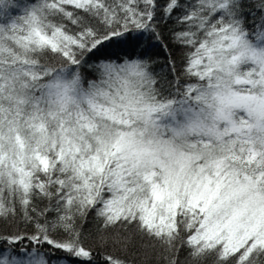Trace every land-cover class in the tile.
Returning <instances> with one entry per match:
<instances>
[{
	"label": "snow or ice",
	"instance_id": "1",
	"mask_svg": "<svg viewBox=\"0 0 264 264\" xmlns=\"http://www.w3.org/2000/svg\"><path fill=\"white\" fill-rule=\"evenodd\" d=\"M0 225V264H264V0H0Z\"/></svg>",
	"mask_w": 264,
	"mask_h": 264
},
{
	"label": "trees",
	"instance_id": "2",
	"mask_svg": "<svg viewBox=\"0 0 264 264\" xmlns=\"http://www.w3.org/2000/svg\"><path fill=\"white\" fill-rule=\"evenodd\" d=\"M258 2V0H252V4L253 7L255 6V3ZM160 4L164 3V0H159ZM174 27V25L172 24V22H169L168 24H161L160 25V33L161 36L163 37V43L167 44L168 47V51L172 53L173 57L177 59V61H179L182 53L180 50H178L176 48V46L172 43L171 41V36H170V31L171 29ZM145 43H149V41L146 38ZM154 43V41H153ZM152 52L155 56H157L159 58L160 61H165L166 56L168 55L167 52H165V50L159 46H156L152 49ZM8 226L5 225H0V231L2 230H6ZM109 251L113 254V255H125V253H123L119 248L117 247H112L109 249ZM58 256H63V253H57ZM127 257L129 260L133 261L134 264H151V260L149 261H145V258L140 255L138 252H135L133 250H129V252L127 253ZM67 261L61 260L59 261V264H65Z\"/></svg>",
	"mask_w": 264,
	"mask_h": 264
},
{
	"label": "rangeland",
	"instance_id": "3",
	"mask_svg": "<svg viewBox=\"0 0 264 264\" xmlns=\"http://www.w3.org/2000/svg\"><path fill=\"white\" fill-rule=\"evenodd\" d=\"M64 264V263H63ZM65 264H68V262H66Z\"/></svg>",
	"mask_w": 264,
	"mask_h": 264
}]
</instances>
